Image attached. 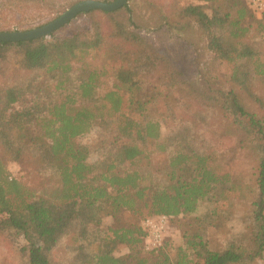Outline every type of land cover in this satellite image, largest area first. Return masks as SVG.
Instances as JSON below:
<instances>
[{
    "label": "trees",
    "instance_id": "1",
    "mask_svg": "<svg viewBox=\"0 0 264 264\" xmlns=\"http://www.w3.org/2000/svg\"><path fill=\"white\" fill-rule=\"evenodd\" d=\"M198 1L168 0L158 14L171 28L195 27L207 39L214 57L202 70L203 91L129 28L125 5L82 12L79 24L48 36L0 41V233L22 234L28 264H58L50 255L62 239L68 258L59 264L263 258L264 118L255 87L264 79V41L248 35L264 34V14L252 17L243 0ZM73 62L81 63L75 76ZM30 93V105L8 113ZM94 125L99 157L89 163L91 149L77 138ZM162 126L172 127L163 139ZM241 158L253 163L247 178ZM8 162L19 163L20 176H11ZM44 179L41 191L28 186ZM158 215L184 239L174 257L164 245L148 255L136 249L140 220ZM107 216L112 223L103 229ZM209 227L229 235L224 244L208 247ZM122 245L129 252L115 255Z\"/></svg>",
    "mask_w": 264,
    "mask_h": 264
},
{
    "label": "rangeland",
    "instance_id": "2",
    "mask_svg": "<svg viewBox=\"0 0 264 264\" xmlns=\"http://www.w3.org/2000/svg\"><path fill=\"white\" fill-rule=\"evenodd\" d=\"M78 1L81 0H0V31H23L38 27L57 17ZM167 3L168 0H128V3L125 5L128 8L126 14L130 16L128 26L130 29H133L141 34L144 39H146L159 52L167 56L174 67L182 73L185 80L193 84L198 90L203 91L205 86L201 78L202 70L206 68L208 63L212 60L214 53L208 49L207 39L200 36L195 27L177 31L171 28L165 21L161 20L158 14L159 9L160 7L162 8L166 6ZM180 3L196 4L199 3V1L180 0ZM250 14L255 18L251 11ZM78 16L79 14L71 20L72 22H70L73 24H79L82 19L78 18ZM248 37L256 41H264V34L259 36L255 34L254 31L249 33ZM80 66V62L72 63V72L74 76L79 72ZM54 84L55 80L48 81V85L52 86ZM111 84V79H108L103 82L102 87L106 89L110 87ZM255 90L262 98V103L258 105L256 109L257 112L264 118V79L256 83ZM31 94L32 93L26 95L24 99L19 102L13 103L11 109L8 110V113L23 110L24 106L30 105L32 100H34V95ZM40 94H43V92H40ZM46 98V96L43 97V99ZM82 104L90 108V111L97 115V111L90 103L84 102ZM209 121L211 122L212 128L218 127V125L214 122L215 117L213 114H209ZM171 130V126H162L161 139L169 135ZM205 130L207 131V136H209L210 134L208 133L207 127ZM98 133V128L94 125L89 132L82 134L77 138V141L80 144L87 145L89 149H91L87 159L89 163L95 162L99 157L98 151L94 148V144L98 138ZM222 145L226 146L225 143ZM155 163L156 160L153 161V164ZM252 164L253 163L250 162L249 159L241 158L239 160L238 169L245 178L249 176ZM7 166L11 176H20L21 172L19 163L8 162ZM124 167L128 166L124 165ZM125 169L143 171L142 168L135 167H128ZM152 172H154V169ZM48 185L49 182L45 179L39 184L28 183V186L35 191H41ZM205 209V205L202 204L195 214L201 215L204 213ZM144 219L142 221L140 220V225ZM111 223L112 219L107 216L103 219L101 228L106 229ZM237 228H239L238 224H236L234 230H237ZM206 234L208 247L210 249H214L216 246L224 244L229 237L228 234L219 233L213 227H209ZM183 242L184 239L182 238L180 230L176 227L175 222H171V226L168 222V227L164 233L162 245H164L165 249L169 250L171 252L170 254L174 257L178 248L183 246ZM24 246L25 240L20 232L14 230L1 232L0 264H28V256ZM136 249L140 250L142 255H148V252H150L145 250L143 246V239L142 243L137 244ZM128 252L129 249L122 245L114 251V254L123 255ZM50 258L58 264L65 262L68 258L65 240L62 239L58 242L56 247L52 250ZM251 264H264V256L262 259L254 261Z\"/></svg>",
    "mask_w": 264,
    "mask_h": 264
},
{
    "label": "water",
    "instance_id": "3",
    "mask_svg": "<svg viewBox=\"0 0 264 264\" xmlns=\"http://www.w3.org/2000/svg\"><path fill=\"white\" fill-rule=\"evenodd\" d=\"M127 3L128 0H81L73 4L57 17L38 27L23 31H0V41H26L48 36L82 12L91 10L114 11Z\"/></svg>",
    "mask_w": 264,
    "mask_h": 264
},
{
    "label": "built area",
    "instance_id": "4",
    "mask_svg": "<svg viewBox=\"0 0 264 264\" xmlns=\"http://www.w3.org/2000/svg\"><path fill=\"white\" fill-rule=\"evenodd\" d=\"M251 13L260 18L264 14V0H243ZM169 217L158 215L147 217L141 224L144 232L143 246L147 251L157 250L163 242L164 233L168 227Z\"/></svg>",
    "mask_w": 264,
    "mask_h": 264
}]
</instances>
